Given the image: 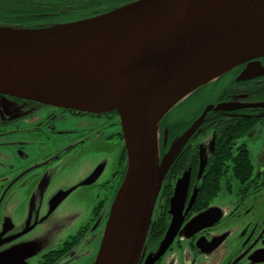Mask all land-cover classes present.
I'll return each mask as SVG.
<instances>
[{"label": "water", "instance_id": "95a60500", "mask_svg": "<svg viewBox=\"0 0 264 264\" xmlns=\"http://www.w3.org/2000/svg\"><path fill=\"white\" fill-rule=\"evenodd\" d=\"M258 57H264V0H137L58 26L0 27L1 95L119 116L126 172L93 264H138L141 258L163 177L200 124L185 130L160 159V119L195 88ZM251 73L245 69L241 76ZM190 80L157 119L159 99ZM107 103L114 108L94 107ZM186 175L174 186L171 224L150 264L182 224ZM206 216L189 220V230Z\"/></svg>", "mask_w": 264, "mask_h": 264}, {"label": "flooded vegetation", "instance_id": "af4514ba", "mask_svg": "<svg viewBox=\"0 0 264 264\" xmlns=\"http://www.w3.org/2000/svg\"><path fill=\"white\" fill-rule=\"evenodd\" d=\"M77 1L80 6L94 4V0H15L17 11L27 13L21 15L17 23L32 15L35 9L40 10V15L49 7L65 11L71 2ZM39 20L47 18L40 17ZM245 69L252 73L241 76ZM221 84L223 90L210 98L214 101L208 95L204 96L213 103L207 104L190 125L188 121L192 114L184 106L174 110L165 120L166 128L162 134L165 132L167 135V146L173 139L172 131L176 125L180 124L181 129L187 130L199 120V126L185 142H195L191 147L196 154L193 153L192 158L180 154V160L173 162L163 177L155 204V207L162 205L158 208L160 214L155 215L153 209L151 227L138 264H150L165 238L172 220L168 212L169 200L184 173L188 184L181 209L182 224L166 251L151 264H264V130L255 131L259 127L264 128V57L236 65L224 75ZM236 105L234 109H227ZM214 108L223 112L224 119L254 122L247 132L223 137L217 134L216 124L206 120ZM206 130L214 133L212 147L209 156L200 160L198 139ZM19 131L21 133L16 135ZM248 142L259 144L256 156L250 152ZM108 143H121L115 171L105 176L102 168L97 167L71 187L74 191L80 188L90 197L101 192L102 197L96 201L85 226L74 234L68 230L62 232L66 228L65 223L62 219L56 220L62 198L58 195L60 192H46L48 183L62 175L59 173L61 164L66 165L65 158L71 153L95 149L107 152ZM224 149L228 150L224 154L227 160H216L218 154L224 156L220 153ZM239 149L250 154L244 160L249 164L234 170L235 164L241 161ZM126 165L117 113L83 112L0 94V264H11L7 263L9 260L14 264H31L16 261L20 256L17 246L26 241L24 236L38 228L44 232L42 242L51 246L32 264H93L95 255L77 262L84 252L89 250V253L92 249L83 250L78 255L76 247L85 241L92 224L96 227L92 228L89 237L97 239V228L105 215L103 206L108 201L112 203L125 175ZM217 166L224 170L220 180H217ZM204 213H207L206 219L199 220L195 230L190 231L188 221ZM54 215L56 221L53 222ZM108 217L109 213H106L105 220ZM101 232L103 234V227Z\"/></svg>", "mask_w": 264, "mask_h": 264}, {"label": "rangeland", "instance_id": "374dc122", "mask_svg": "<svg viewBox=\"0 0 264 264\" xmlns=\"http://www.w3.org/2000/svg\"><path fill=\"white\" fill-rule=\"evenodd\" d=\"M259 130H264V128L259 127L255 131ZM20 133L21 131L16 132V135H19ZM213 135L214 133L209 130H206L204 134L199 137L198 150L200 160H204L207 156H209L208 153L210 152L212 147L211 143L213 141ZM108 144L110 145L109 148H107V152L99 149L89 150L85 153H79L74 151L68 157L65 158L66 165L61 164L62 170L59 173H61L62 175L57 178H54V180L48 183L49 186L46 192L49 194H52L54 192H60L58 195H60L62 198L61 202L59 203V207L57 208V213H59V215L56 218L55 214L52 219L53 222L57 219H62L61 221L65 223L66 227L65 230H62V232L68 230V233H77L82 226H85L87 224L89 217L91 216L90 214L92 212V209L96 205V201H98V199L102 197L101 192H99L98 195H93L92 197H90L88 194L84 193V191L80 188L74 191L73 189H71V187L73 185L76 186L79 180L83 179L86 174H88L89 172H91L92 169H95L97 167L102 168L105 176H108V174L111 175L115 171L114 169L116 168L117 164V154L120 151L119 146L121 143H118V145L111 143ZM258 146L259 144L248 142V148L250 149V152L253 154V156L257 155L256 152ZM101 177H103V175H101ZM112 204L113 203H110V201H108L106 202V205L103 206L102 212L105 215L102 222L99 223V226L97 228V239L91 240L92 237H89L92 230L96 227L95 224H92V226H90L87 231L85 241L81 242L79 246L76 247V250H78V255L83 250L89 248L92 249V251H90L89 253V250L84 252L77 262H79L81 258L88 257V259H90L94 255L96 256L99 249L98 242L102 234L101 229L102 227L105 228L106 226L105 223L107 220H105V216L106 213L110 212ZM43 233V230L38 228L34 229L33 232L28 233L26 236H24L26 241L23 244L17 246V250L20 251V256L19 259L16 261H20L21 263L26 261L32 264L34 263L33 260H35L39 254H41L47 247L51 246L49 243L42 242V238L44 236L41 235ZM47 235L51 234L47 232ZM87 242L89 243L86 245ZM13 250L7 251L9 253H12ZM7 263L14 264L12 260L7 261Z\"/></svg>", "mask_w": 264, "mask_h": 264}, {"label": "trees", "instance_id": "16d2710c", "mask_svg": "<svg viewBox=\"0 0 264 264\" xmlns=\"http://www.w3.org/2000/svg\"><path fill=\"white\" fill-rule=\"evenodd\" d=\"M0 27H9V28H18V29H36V28H47L51 26H58L61 24H68L69 22H77L82 19H90V17H94L96 15H100L101 13L109 12L112 11L113 9L120 8L122 5L130 4L133 3V1L137 0H94V4L89 3V6H80V2H71L69 6L67 7L65 11L60 9V8H53L49 7L44 11L45 13H42V15L39 14L40 10L35 9V11L32 12V15L29 17L25 18L20 24L18 22V18H20L21 15H25L27 13H21L17 11V6L15 0H0ZM32 1V0H28ZM73 3V4H72ZM41 18H47V20H39ZM229 72L226 71L224 74H221L218 76L216 79L213 81L207 82L202 84L201 86L195 88L190 95H188L186 98L182 99L181 102L177 103L175 106L171 108L170 111L167 112L159 121L158 125V135H159V154L158 156L160 159H162V156L164 154V151L166 149L169 150L171 147L172 143H174L177 139H179L185 130L180 128L179 126L176 125L177 128L172 131L173 134V139L170 142V144L165 145L164 142V135L162 134V130L166 128L165 125V120L167 117L171 115V113L180 108L181 106H184V108L187 109V112L192 114V118L188 121V125L195 119L198 118V116L203 112V108L209 104L213 103V99H210L214 97L217 93H220L223 89V84H221V80L223 79L224 75ZM209 97V99L204 98V96ZM219 109V108H218ZM116 115L115 112H111ZM222 111L217 110L214 108L213 111H211L209 114H207V121L212 122V124H216V132L217 134L225 137L228 135H231L232 133H237V132H247L248 127L252 125L254 120L250 121L247 123V120L243 119H237V120H231V119H224V114H222ZM250 123V124H249ZM168 124V123H167ZM173 124V123H172ZM169 125V124H168ZM170 127V125H169ZM182 132V133H180ZM171 134V135H172ZM179 134V135H178ZM170 135V134H169ZM171 139V138H169ZM229 139L225 140L227 143ZM193 141H189L188 143H185L182 150H180L175 156V159L173 162L176 160H180V154H185L187 156H190L191 158L193 157V153L196 154V150L192 151V147L195 145V142L192 143ZM224 142V143H225ZM162 143V144H161ZM191 151V152H190ZM228 150L224 149L220 153L223 155L226 154ZM247 151L243 149H239L238 151V158L239 162L235 164V169L237 168L240 169L241 167H246L248 162H245L244 160H247V157H249V153L246 154ZM217 156L216 160L218 159H226L227 157L224 155ZM191 158L189 160H191ZM172 162V164H173ZM249 164V163H248ZM219 172L217 176V180H220V176L223 174V169L219 166H217ZM222 170V171H221ZM164 187V186H163ZM162 187V188H163ZM169 187V186H167ZM167 191H170L169 189H165ZM159 197V196H158ZM157 197V198H158ZM158 200V199H157ZM162 206L161 204H158L154 208L155 215H159V210L158 208ZM164 220V218H162ZM151 227V226H150Z\"/></svg>", "mask_w": 264, "mask_h": 264}, {"label": "bare ground", "instance_id": "6f19581e", "mask_svg": "<svg viewBox=\"0 0 264 264\" xmlns=\"http://www.w3.org/2000/svg\"><path fill=\"white\" fill-rule=\"evenodd\" d=\"M73 29L74 28L69 27L68 31ZM191 80L190 82H185V81L178 82L177 84L170 87V89L167 90V92L159 99V104L156 109L157 119H159L160 116L164 114V112L171 107V104L176 98L181 97V95L184 94L186 88L185 86L188 85V83H191ZM114 106L115 105L112 103H107L105 105H100V104L94 105L96 109H100V110L111 109L114 108Z\"/></svg>", "mask_w": 264, "mask_h": 264}]
</instances>
